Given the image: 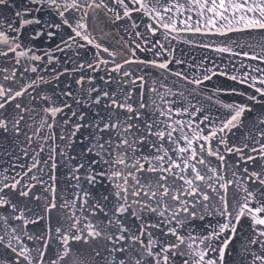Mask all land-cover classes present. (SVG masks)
Segmentation results:
<instances>
[{
  "label": "snow or ice",
  "instance_id": "6c2138e0",
  "mask_svg": "<svg viewBox=\"0 0 264 264\" xmlns=\"http://www.w3.org/2000/svg\"><path fill=\"white\" fill-rule=\"evenodd\" d=\"M0 264H264V0H0Z\"/></svg>",
  "mask_w": 264,
  "mask_h": 264
},
{
  "label": "water",
  "instance_id": "95a60500",
  "mask_svg": "<svg viewBox=\"0 0 264 264\" xmlns=\"http://www.w3.org/2000/svg\"><path fill=\"white\" fill-rule=\"evenodd\" d=\"M46 44H47V42L42 40V42H41V46H42V47H43V46H46Z\"/></svg>",
  "mask_w": 264,
  "mask_h": 264
}]
</instances>
